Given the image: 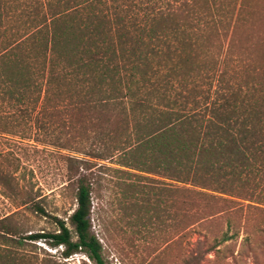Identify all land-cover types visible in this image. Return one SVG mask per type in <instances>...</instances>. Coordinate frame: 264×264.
Returning a JSON list of instances; mask_svg holds the SVG:
<instances>
[{
	"label": "trees",
	"instance_id": "16d2710c",
	"mask_svg": "<svg viewBox=\"0 0 264 264\" xmlns=\"http://www.w3.org/2000/svg\"><path fill=\"white\" fill-rule=\"evenodd\" d=\"M5 134L58 150L76 206L72 229L56 219L54 231L24 230L18 210L0 216V264H58L26 250L39 239L63 246V258L83 251L109 264L90 221L108 172L129 196L172 206L178 237L227 216L183 264H199L239 228L249 240L251 213L263 235L264 0H0ZM17 169L0 165L14 199ZM23 193L18 206L44 212L39 194Z\"/></svg>",
	"mask_w": 264,
	"mask_h": 264
},
{
	"label": "rangeland",
	"instance_id": "374dc122",
	"mask_svg": "<svg viewBox=\"0 0 264 264\" xmlns=\"http://www.w3.org/2000/svg\"><path fill=\"white\" fill-rule=\"evenodd\" d=\"M43 137V136H38ZM0 165L10 169L18 165L16 175L22 189L18 198L7 197L0 186V216L18 210L17 220L24 230L54 231L56 219H62L72 229L69 220L76 203L71 189H64L66 169L58 150L44 145L33 138L19 135H0ZM116 166L113 159L102 161ZM107 173L103 188L91 200V230L102 245V254L109 264H183L182 259L195 247V241L204 235L212 240L226 229L227 216L202 226L194 224L186 228L178 237L175 235V210L165 208L154 193L129 196L124 185L117 183L122 177ZM152 177L157 178L152 175ZM156 185V182L145 181ZM166 182L171 183L166 179ZM32 188L39 194L44 212H33L18 206L24 197V189ZM170 198V197H169ZM231 223L238 218L230 215ZM249 240L238 227L229 233L236 236L218 245L216 250L204 255L199 264H264V234H256V227L262 218L250 214ZM33 249L38 261H58V264H94L83 251H77L67 258L61 256L63 246H50L44 239L35 241ZM51 262V261H50Z\"/></svg>",
	"mask_w": 264,
	"mask_h": 264
}]
</instances>
